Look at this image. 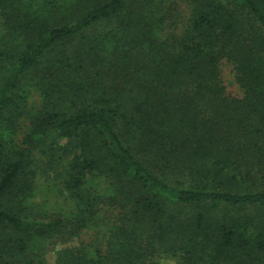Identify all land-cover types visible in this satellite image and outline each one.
Returning <instances> with one entry per match:
<instances>
[{"label": "trees", "instance_id": "trees-1", "mask_svg": "<svg viewBox=\"0 0 264 264\" xmlns=\"http://www.w3.org/2000/svg\"><path fill=\"white\" fill-rule=\"evenodd\" d=\"M99 226L55 264H264V0H0V264Z\"/></svg>", "mask_w": 264, "mask_h": 264}, {"label": "rangeland", "instance_id": "rangeland-1", "mask_svg": "<svg viewBox=\"0 0 264 264\" xmlns=\"http://www.w3.org/2000/svg\"><path fill=\"white\" fill-rule=\"evenodd\" d=\"M227 84L232 86L234 84V79L228 78L226 80ZM38 164V163H37ZM39 165V164H38ZM37 166V165H36ZM40 166V165H39ZM43 169V168H42ZM44 175L42 176V183L39 186L37 198L41 204L50 210L65 212L68 211L72 204L66 199L65 195L53 184L54 179L52 175L45 169ZM88 185L100 189L103 185V181L98 177H90L88 179ZM105 230L104 227H92L86 230L79 237H72L68 240H64L62 237H55L46 240L42 243L44 247V260L45 264H55L56 251L57 249L66 245H78L81 241L85 243L96 242L101 244L104 241ZM155 264H177L178 258L170 255H160L154 258Z\"/></svg>", "mask_w": 264, "mask_h": 264}]
</instances>
